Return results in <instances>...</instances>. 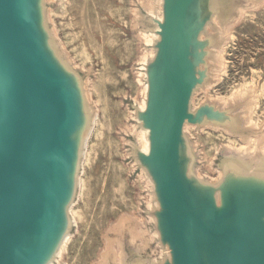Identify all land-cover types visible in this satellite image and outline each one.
<instances>
[{
	"label": "water",
	"instance_id": "water-1",
	"mask_svg": "<svg viewBox=\"0 0 264 264\" xmlns=\"http://www.w3.org/2000/svg\"><path fill=\"white\" fill-rule=\"evenodd\" d=\"M160 1L145 107L136 109L148 145L134 149L158 203L152 214L168 250L159 264H264V169L232 155L219 179L200 177L186 130L242 126L238 103L193 104L209 79L214 20L226 23L231 2ZM44 2L0 0V264L55 262L74 224L91 115L82 78L53 46Z\"/></svg>",
	"mask_w": 264,
	"mask_h": 264
},
{
	"label": "rangeland",
	"instance_id": "rangeland-1",
	"mask_svg": "<svg viewBox=\"0 0 264 264\" xmlns=\"http://www.w3.org/2000/svg\"><path fill=\"white\" fill-rule=\"evenodd\" d=\"M152 1L156 2V0ZM230 2L226 24L231 21H235V24L233 27L234 40H229L226 53L228 60L227 73L216 84L214 83L209 94L202 93L204 90L198 88L193 97V104L199 106L208 99L217 98V95H228L238 83L244 80H255L254 84L257 89L262 88L257 117L259 116L263 120L262 128L264 130V0H230ZM44 3L46 9L50 7L55 12L54 14L52 11V14L46 16L53 46L61 54L62 60L66 61L67 66L76 71L82 78L85 95L87 92L88 111L91 115L89 126L93 128V121L100 117L101 131L103 132L98 138H92L93 143H97H94V158L87 167H84L82 155L79 177L83 176L84 171L86 172L87 197H85V200L80 199L78 182V189L72 206L83 208L86 215L83 221L74 222L71 227L69 234H72L73 239L58 264L96 263L104 249L106 234L111 237L114 236L112 232H109V229L115 224L117 218L125 213L143 218L147 236L154 235V239L148 246L143 245L142 241H137L134 246L127 235L124 240V264H129L137 259H140L142 264H159L167 256L168 250L163 248L159 242L155 218L152 214V210L157 208L158 203L153 193V184L147 172L135 158L134 149L136 145L141 147V144L136 138V133L126 131V126L129 127L130 125H134L136 131H144L140 127L136 116V109L145 107V104L143 108L140 107L135 100L139 94L136 80L139 71L145 73L143 67L146 63L140 65L139 62L142 51L147 48L152 49L154 53L153 43L148 46L139 37V31L144 30L151 33L155 28L154 23L150 20L151 12L140 4L139 0H45ZM242 9L246 12L241 16ZM136 19L138 25L134 27ZM261 24L263 25L261 26ZM109 30L110 33L108 34ZM117 30L119 31L116 32ZM214 32L209 25L206 35L214 34ZM132 37L133 39H131ZM95 39L97 42H95ZM117 40L118 42L114 44ZM125 41L127 42L125 43ZM110 42H112V47ZM131 43L133 44L131 45ZM125 44H127L126 47ZM126 55L128 57H124ZM102 65H104V68ZM119 70L122 74L124 72L125 78L119 73ZM233 73L234 75H232ZM103 78L104 80H102ZM144 82L146 84V74ZM95 83L97 84L96 87ZM225 85L229 86L226 87ZM96 100L101 104H98ZM131 113H133V116ZM235 113L241 115V104L235 107ZM192 126L195 129L186 130L196 155L193 170L200 177L216 181L219 179L218 172L221 171V163L231 158L233 153L223 146L227 140L219 136V132L215 128L213 129L211 126ZM250 127L252 129L246 128L244 131L242 126H238L234 128L236 131L234 134L238 135V132H244L253 135L262 130L254 129L253 126ZM213 143L219 146V152L214 154L215 159L213 162V166L217 171L207 167V159H204L206 153L211 155L214 153ZM85 149L84 146L83 151ZM242 162H244L243 159ZM251 164L252 166L246 163L251 171L257 167L264 169V161L251 162ZM119 165L121 166L119 167ZM121 185H124L122 186V189H125L124 192L120 189ZM148 198L151 201V207L148 206ZM84 203H86V206ZM110 264L118 263L111 261Z\"/></svg>",
	"mask_w": 264,
	"mask_h": 264
},
{
	"label": "bare ground",
	"instance_id": "bare-ground-1",
	"mask_svg": "<svg viewBox=\"0 0 264 264\" xmlns=\"http://www.w3.org/2000/svg\"><path fill=\"white\" fill-rule=\"evenodd\" d=\"M49 1H54V0H49ZM70 1V0H69ZM87 1V0H86ZM121 1V0H120ZM140 4H142L149 12H151L150 14L153 13H159L160 12V7L158 8V5L160 6V0H156V2L152 1V0H139ZM100 4V3H99ZM98 5V4H97ZM157 5V6H156ZM84 7V6H83ZM108 8V6H107ZM126 8V7H125ZM104 9V8H103ZM113 9V8H112ZM124 9V8H123ZM84 10V9H83ZM111 10V9H110ZM53 10L50 9H46V16L50 15V13ZM96 11V10H95ZM109 11V9H108ZM54 12V11H53ZM52 12V13H53ZM83 12V11H82ZM245 10H241V16L245 13ZM51 13V14H52ZM84 13V12H83ZM112 14V12H110ZM136 13V12H135ZM55 14V12H54ZM133 14V13H132ZM60 15V14H59ZM240 16V17H241ZM138 19V18H137ZM136 19V22L134 23V27H137L138 25V21ZM135 20V19H134ZM49 21V20H48ZM122 21V20H121ZM129 21V20H128ZM133 21V19H132ZM126 22V20L124 21V23ZM134 22V21H133ZM131 23V20H130ZM262 23V22H261ZM132 24V23H131ZM235 21H231L230 23H224L223 20H218L217 18L214 20V26L213 28H215L216 33L218 34L217 36V43L216 45H214L212 48V53L210 54V56L207 57L208 63H209V79L206 81V83L201 87L202 90H204L202 93H206L209 94L210 93V89L213 88L214 83L216 84V82L219 79H222L223 75H225L227 73V57H226V53H227V49L229 46V40H234V34H233V27H234ZM259 24V23H258ZM263 24H261L262 26ZM127 26V25H126ZM108 29V28H107ZM116 29V28H115ZM118 29V28H117ZM53 30V29H52ZM87 30V29H86ZM54 31V30H53ZM79 31V30H78ZM108 31V30H107ZM119 30H117L116 32H118ZM102 32V30H101ZM100 32V33H101ZM106 32V31H105ZM56 33V32H55ZM108 34L110 33L107 32ZM125 34V33H124ZM55 36V35H54ZM85 36V35H84ZM117 37V36H116ZM139 37L140 39L146 44V45H151L153 43V41L155 40L156 36L152 33H147L144 30L139 31ZM114 38V37H113ZM112 38V40H114ZM111 39V38H110ZM117 39V38H116ZM126 39V38H125ZM133 39V37L131 38ZM94 41V40H93ZM124 41V40H123ZM95 42L96 39H95ZM117 41H115L114 44H116ZM127 41H125L126 43ZM132 42V41H131ZM130 43V42H129ZM127 43V44H129ZM65 44V43H64ZM99 44V43H97ZM112 44V42H110V45ZM125 44V47L126 45ZM133 43H131L132 45ZM103 45V44H102ZM112 47V45H111ZM128 47V46H127ZM62 48V47H61ZM64 48V47H63ZM74 48V47H73ZM130 48V47H129ZM133 48V47H132ZM154 49V48H153ZM69 50V49H68ZM100 50V49H99ZM102 50V49H101ZM128 50V49H127ZM126 50V52H127ZM95 51V50H93ZM143 53L140 55V61L138 58V61L141 63L140 65L146 63V61L149 59V57L153 54L152 49H144L142 51ZM59 53V52H58ZM122 53V52H121ZM134 53V52H133ZM60 54V53H59ZM96 54V53H95ZM103 54V52H102ZM105 54V53H104ZM101 55V54H100ZM61 56V54H60ZM122 56V55H121ZM129 56V54H128ZM127 55L124 57H128ZM86 57V56H85ZM139 57V56H136ZM103 60V59H102ZM123 60V59H122ZM86 61V60H85ZM101 61V60H100ZM70 62V60H69ZM122 62V61H121ZM66 63V61H65ZM125 63V62H123ZM84 64V63H83ZM114 65V64H113ZM104 65H102L103 67ZM236 67V65H235ZM101 68V67H100ZM104 68V67H103ZM144 68V67H143ZM98 70V69H97ZM126 70V69H125ZM128 70V69H127ZM89 72V71H88ZM105 73V71H104ZM120 73V70H119ZM122 76H124V72L122 74V72L120 73ZM127 74V73H126ZM125 74V75H126ZM236 74V73H235ZM234 75V73L232 74ZM100 76V75H99ZM107 76V74H106ZM109 76V74H108ZM121 76V77H122ZM128 76V74H127ZM98 77V76H97ZM144 77H145V73H143L142 71L138 72V76H137V85H138V97L133 98L135 99L138 104L140 105V107H144L145 104V98H146V89L147 86L144 82ZM236 77V76H235ZM259 77V76H258ZM105 78V77H104ZM104 78L102 80H104ZM123 78V77H122ZM125 78V76H124ZM238 78V76H237ZM99 80L101 78H98ZM108 79V78H107ZM236 80V79H235ZM91 81V80H90ZM108 81V80H107ZM117 82V81H116ZM256 81L255 80H244L243 82L238 83L235 87H233L232 91L228 94V95H217V98L213 99L212 101L216 102L218 104V106L225 108L228 107L229 105L232 104H241V121H242V128L244 129V131L246 130V128H251L250 126H253V128L260 130L256 133H254L253 135L248 134V133H241L238 135H235L234 133L229 132L228 130H226L223 127H218V126H213L211 124H206L205 126H211V128H215L218 132H219V136L224 137L227 142H225L223 145L224 147H227V150H229L231 153H233V155L235 156H239L241 159H243L244 162L248 163L250 166H252L251 162H261L264 161V130L262 128V121L260 119V117H257V110L259 108L260 105V100H261V95H262V88L257 89V86L254 84ZM94 83V82H93ZM105 83V82H104ZM109 83V82H108ZM136 83V82H135ZM229 84V83H228ZM231 84V83H230ZM96 83H95V87H96ZM136 86V85H135ZM223 86V85H222ZM226 86V85H225ZM229 85H227L226 87H228ZM105 87V86H104ZM85 88V87H84ZM101 88V87H99ZM220 88V87H219ZM93 90V88H92ZM137 90V89H136ZM95 91V89H94ZM106 91V89H105ZM226 92V89L224 90ZM118 92V91H117ZM222 92V90H221ZM91 93V92H90ZM204 93V94H205ZM97 94V93H96ZM86 96H87V92H86ZM89 97V96H88ZM91 97V96H90ZM89 99V98H88ZM103 99V97H102ZM108 99V98H107ZM207 99V97H206ZM98 103V100H96ZM100 101V99H99ZM120 102V101H117ZM101 104V102H99ZM98 103V104H99ZM98 106V105H97ZM109 108V107H107ZM106 108V109H107ZM120 108V107H119ZM262 112V111H261ZM264 112V111H263ZM262 112V113H263ZM135 113V112H134ZM105 114V113H103ZM133 116V113H131ZM128 115V114H127ZM261 115V113H260ZM130 116V115H129ZM104 117V116H103ZM106 117V116H105ZM134 119V118H133ZM120 120V118H119ZM101 121H100V117H98L97 119H95L93 121V128H89L87 133H86V139H85V147L86 149L83 151V160H84V167H87V165H90L93 158H94V142L93 143V137H97L102 134L103 132L101 131ZM109 125V124H108ZM111 125V124H110ZM103 126V125H102ZM111 127V126H110ZM126 131H130L132 133H136V138L138 139V141L141 144V147L146 149L147 148V139H146V131H136V127L133 125H130L129 127L126 126ZM186 129L188 131H191L190 129H195L194 126L192 125H187ZM252 129V128H251ZM204 131V128H203ZM102 132V133H101ZM212 134V133H211ZM133 135V134H132ZM103 136V135H102ZM199 136V135H198ZM208 136V135H207ZM215 136V135H214ZM218 137V136H217ZM103 138V137H102ZM198 140V139H197ZM215 141V140H214ZM112 142V141H111ZM110 143V141H109ZM111 144V143H110ZM97 146V145H96ZM195 146V145H194ZM106 147V146H105ZM196 148V147H195ZM214 148V153L208 154L205 156L207 159V167H209L211 170L213 171H217V169L213 166V162H214V154H217L219 152V146L216 143H213V147ZM209 150V149H207ZM195 151V150H194ZM117 152V151H116ZM200 153V152H198ZM197 153V154H198ZM97 154V153H96ZM124 155V154H123ZM196 156V155H195ZM96 158V156H95ZM196 161V160H195ZM251 161V162H250ZM94 162V161H93ZM200 162V161H199ZM206 162V161H205ZM135 164V163H134ZM121 165H119L120 167ZM116 169V168H114ZM130 169V167H129ZM128 169V170H129ZM120 170V169H119ZM122 170V169H121ZM120 170V171H121ZM105 171V170H104ZM119 171V172H120ZM203 172V171H202ZM85 171L83 176L79 177V186H80V193H79V197L81 200H85V197H87V191H88V184L85 178ZM204 174V173H203ZM207 174V172H206ZM205 174V175H206ZM199 175V174H198ZM208 175V174H207ZM221 175V171L218 172V177ZM90 176V174H89ZM121 176V175H120ZM97 177V176H96ZM143 177V176H142ZM147 177V176H146ZM131 178V177H130ZM92 179V178H91ZM90 179V180H91ZM114 179V177H113ZM125 179V178H124ZM142 179V178H140ZM150 179V178H149ZM213 179V178H212ZM115 180V179H114ZM119 180V179H118ZM140 181V180H139ZM138 181V182H139ZM214 181V180H213ZM100 182V181H99ZM124 183V182H123ZM141 183V182H140ZM139 183V184H140ZM100 184V183H99ZM112 185V184H111ZM120 185V184H119ZM125 185V184H124ZM121 188L122 189V186ZM134 186V184H133ZM148 186V184H147ZM146 186V187H147ZM113 187V186H112ZM142 187V186H141ZM119 188V187H118ZM124 188V187H123ZM140 188V187H139ZM143 188V187H142ZM97 189V188H96ZM119 189V190H120ZM141 189V188H140ZM144 189V188H143ZM123 192L125 189H122ZM121 191V190H120ZM117 192V191H116ZM119 192V191H118ZM121 191V193H123ZM123 195V194H122ZM121 195V197H122ZM125 198V196H123ZM145 197V196H144ZM90 198V197H89ZM94 198V197H93ZM106 199V198H105ZM117 199V198H116ZM126 199V198H125ZM122 200V199H120ZM104 203V202H103ZM148 206L150 205L151 207V201L148 198L147 200ZM86 206V203H84ZM83 204V206H84ZM80 206V205H79ZM152 209V208H151ZM89 210V209H88ZM153 211V210H152ZM70 214L72 216V219L75 223H79L81 221H83L85 219V210L83 208H79L77 206H71L70 208ZM149 216V215H148ZM144 219L141 217H135L134 215H130V214H121L115 224L109 229V232H112L114 234L113 237H111L109 234H106L105 236V240H104V249L102 250V252L100 253L99 259L96 263L94 264H110V262H114V263H118V264H124V257H125V252H124V240L125 237L128 235L130 241L133 243V245L137 242V241H142L141 243L143 245H147L154 239V235L148 237L147 236V230L144 228ZM151 231V230H150ZM108 232V233H109ZM158 236V235H157ZM73 239L72 234H68V236L66 237L64 243L62 244L60 251L58 253V257L57 260L51 264H58L60 259H62L64 257V254L67 252L69 245L71 243ZM135 246V245H134ZM146 246V247H147ZM165 252V251H164ZM156 259V258H155ZM146 260V259H145ZM155 262V261H154ZM157 263V261H156ZM67 264V263H66ZM153 264V263H151Z\"/></svg>",
	"mask_w": 264,
	"mask_h": 264
}]
</instances>
